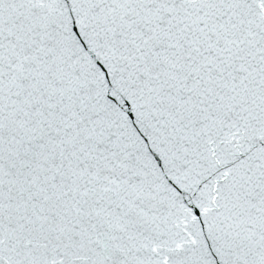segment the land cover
Here are the masks:
<instances>
[{
	"label": "snow or ice",
	"instance_id": "6c2138e0",
	"mask_svg": "<svg viewBox=\"0 0 264 264\" xmlns=\"http://www.w3.org/2000/svg\"><path fill=\"white\" fill-rule=\"evenodd\" d=\"M0 264H264V0H0Z\"/></svg>",
	"mask_w": 264,
	"mask_h": 264
}]
</instances>
